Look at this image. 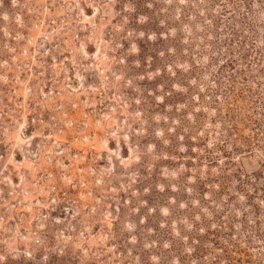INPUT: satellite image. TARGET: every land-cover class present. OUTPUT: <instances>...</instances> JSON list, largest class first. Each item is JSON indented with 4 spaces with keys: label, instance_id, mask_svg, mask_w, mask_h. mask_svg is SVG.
I'll return each instance as SVG.
<instances>
[{
    "label": "rangeland",
    "instance_id": "1",
    "mask_svg": "<svg viewBox=\"0 0 264 264\" xmlns=\"http://www.w3.org/2000/svg\"><path fill=\"white\" fill-rule=\"evenodd\" d=\"M0 264H264V0H0Z\"/></svg>",
    "mask_w": 264,
    "mask_h": 264
}]
</instances>
